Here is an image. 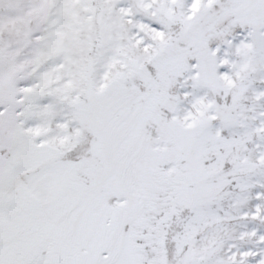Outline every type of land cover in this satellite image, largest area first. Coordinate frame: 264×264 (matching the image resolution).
Wrapping results in <instances>:
<instances>
[{
	"label": "snow or ice",
	"instance_id": "1",
	"mask_svg": "<svg viewBox=\"0 0 264 264\" xmlns=\"http://www.w3.org/2000/svg\"><path fill=\"white\" fill-rule=\"evenodd\" d=\"M0 264H264V0H0Z\"/></svg>",
	"mask_w": 264,
	"mask_h": 264
}]
</instances>
